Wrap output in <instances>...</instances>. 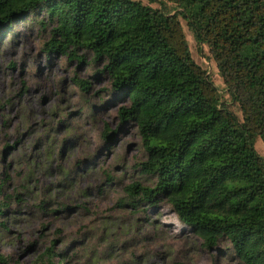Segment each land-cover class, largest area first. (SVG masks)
<instances>
[{"label":"trees","instance_id":"trees-1","mask_svg":"<svg viewBox=\"0 0 264 264\" xmlns=\"http://www.w3.org/2000/svg\"><path fill=\"white\" fill-rule=\"evenodd\" d=\"M151 1L161 8L140 0H0V37L15 21L45 14L47 53L80 63L91 55L89 65L101 64L99 74L125 100L122 123L141 137L146 160L138 169L154 186L128 185L125 201L135 208L165 202L206 251L264 264V157L255 148L258 139L264 144V0ZM181 19L209 48L241 119L194 60ZM74 82L90 90V82ZM115 135L106 127L103 139ZM11 200L0 202V217ZM57 257L65 264L52 249L33 264ZM0 264H11L1 252Z\"/></svg>","mask_w":264,"mask_h":264},{"label":"rangeland","instance_id":"rangeland-1","mask_svg":"<svg viewBox=\"0 0 264 264\" xmlns=\"http://www.w3.org/2000/svg\"><path fill=\"white\" fill-rule=\"evenodd\" d=\"M43 19L15 21L0 37V184L8 179L0 202L12 197L0 217V252L11 264H33L49 249L64 253L65 264H238L206 251L167 203L135 208L125 201L128 185L154 186L138 169L146 160L138 130L119 116L125 100L99 74L101 64L89 65L91 55L80 63L48 54ZM181 22L194 60L241 119L209 48ZM74 79L90 82V90ZM106 127L116 132L109 141ZM255 148L264 157L261 139Z\"/></svg>","mask_w":264,"mask_h":264}]
</instances>
